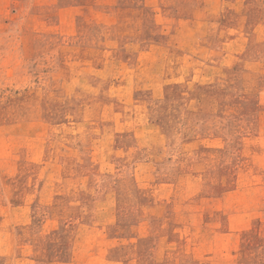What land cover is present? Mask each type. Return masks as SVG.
I'll use <instances>...</instances> for the list:
<instances>
[{"label":"rangeland","instance_id":"1","mask_svg":"<svg viewBox=\"0 0 264 264\" xmlns=\"http://www.w3.org/2000/svg\"><path fill=\"white\" fill-rule=\"evenodd\" d=\"M0 264H264V0H0Z\"/></svg>","mask_w":264,"mask_h":264}]
</instances>
